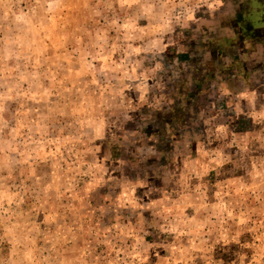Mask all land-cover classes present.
Masks as SVG:
<instances>
[{
    "label": "rangeland",
    "instance_id": "1",
    "mask_svg": "<svg viewBox=\"0 0 264 264\" xmlns=\"http://www.w3.org/2000/svg\"><path fill=\"white\" fill-rule=\"evenodd\" d=\"M258 6L0 0V264H264V45L232 126L182 145L167 190L134 157L104 156L188 31L253 38Z\"/></svg>",
    "mask_w": 264,
    "mask_h": 264
},
{
    "label": "crops",
    "instance_id": "2",
    "mask_svg": "<svg viewBox=\"0 0 264 264\" xmlns=\"http://www.w3.org/2000/svg\"><path fill=\"white\" fill-rule=\"evenodd\" d=\"M251 1L264 6V0ZM249 10L247 14L254 22L251 29L256 33L253 38L244 34L246 28L243 26L234 29L233 33L221 31L214 34L211 30L215 27L204 24L202 31L187 32L186 35L193 39H189L187 45L179 46L177 59L174 58L169 65L176 71L171 80H158V86L160 83L163 90H157L153 81L148 83V94L142 95L144 100L140 107L129 114L130 123L124 129L121 127L127 131L123 142L105 139V150L110 149L104 156L122 164L128 163V157H134L140 168L137 173L145 171L150 180H160L158 190L163 191L177 178L169 168L176 162L184 165L188 160L182 145L204 147L211 139L212 129L220 134L232 126V117L237 118L236 104L245 102L256 90L254 79L257 74L251 72V49L255 47L253 51L256 52L264 45V26L261 24L264 13L259 6V13H252L254 15ZM246 16L239 18L247 19ZM122 121L127 123L124 117ZM151 167L153 170L149 171ZM181 177L184 178L185 174Z\"/></svg>",
    "mask_w": 264,
    "mask_h": 264
}]
</instances>
